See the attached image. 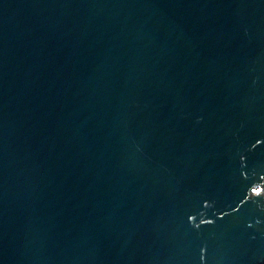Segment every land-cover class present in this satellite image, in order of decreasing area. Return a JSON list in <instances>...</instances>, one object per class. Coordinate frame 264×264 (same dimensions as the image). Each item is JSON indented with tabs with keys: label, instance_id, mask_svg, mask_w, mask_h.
<instances>
[{
	"label": "water",
	"instance_id": "1",
	"mask_svg": "<svg viewBox=\"0 0 264 264\" xmlns=\"http://www.w3.org/2000/svg\"><path fill=\"white\" fill-rule=\"evenodd\" d=\"M0 264H264V0H0Z\"/></svg>",
	"mask_w": 264,
	"mask_h": 264
}]
</instances>
